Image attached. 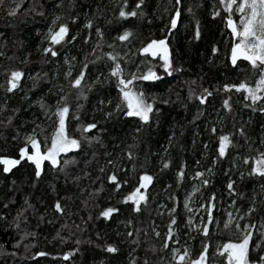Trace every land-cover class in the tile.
I'll list each match as a JSON object with an SVG mask.
<instances>
[{
  "label": "trees",
  "instance_id": "1",
  "mask_svg": "<svg viewBox=\"0 0 264 264\" xmlns=\"http://www.w3.org/2000/svg\"><path fill=\"white\" fill-rule=\"evenodd\" d=\"M10 3L12 0H5L4 5H0V33L3 34L0 36V43L6 45V54L0 56V104L6 101L7 105L6 110L0 112V120H6L9 115H12V109H19V111L15 112L10 124L7 126L0 125V155L18 156V148L24 144L23 136L25 132L32 131L34 123L42 125L48 135L53 131L54 125L51 120L44 117L38 105L31 103L42 92H45L49 85L45 84L43 88L33 89L32 80L28 79L27 76L30 71L39 68L49 72L57 68L55 63L41 64L40 54L36 48L41 43V37L47 32L54 16L60 17L56 22L57 26L63 22L69 25L72 34L79 32V42L56 46L59 51V70L61 73L66 67L63 65L65 55L76 56L78 61L84 60L86 56L88 59H94L93 56L87 55L91 51L92 44H84L83 38L91 33L92 41L98 39L94 31L96 25L103 28L108 43H111L112 38L118 32H122L124 28L133 31L131 43L126 48L121 45L117 51L135 50L141 46V42L146 43L153 38L160 39L168 35L173 61L182 66V71L173 73L171 77L165 76L162 81H157L146 89L147 92L160 98H170L172 103L164 105L158 102L156 107L160 108L161 112L152 114L150 127L145 126L142 133L137 134L135 132L138 125L135 118H117L114 116L111 121L102 122L100 125V127L105 128V131L100 133L103 146L100 143H95L92 146L84 144L89 158L93 151L97 153L89 167L90 175L96 182L91 184L85 178L82 180L81 186L88 184L90 187H99L101 180L103 181L104 189L95 197V203L99 207L85 209L82 204L83 197L76 191L75 184L70 183L66 189L61 180L58 182V192L52 191L49 186L51 173L48 172L47 162H45L44 179L36 187L32 186L31 179L25 183V177H31L32 174L31 169L27 167L17 166L16 169H13L12 174L7 177L0 174V214L5 217L0 219V245H3L0 253H3L4 250L9 253L13 251L17 253L15 256H7V264H100L101 261L104 264H129V252L133 249L135 251H132V255L137 257L140 264H143L145 256L149 259V264H165L164 258L169 249L162 248V242L169 220L167 209L172 207L177 210L175 214L179 224V228L174 233V239L177 243L173 246L181 248V252L187 246L189 250L187 264H190V260L198 256L204 240H207L210 245L208 264H226L223 256L215 254L216 249L218 246H222L223 242L238 239V236L232 234V229L228 230L221 227L224 207L226 208L233 199L227 190V181L232 179L236 188L246 193L245 198H235V207L246 210L253 189L258 191L259 186L264 184V178L250 177L247 174L241 177L240 172L251 167V161L248 165H244L242 157L244 155L255 156L254 149L256 148L264 151V145H261V139L264 138V131H262L264 115L253 112L250 108H245L243 95L234 89L229 92L214 90L213 95L208 98L206 106L200 105L198 100L188 98V84L183 82L192 79H195L196 83L192 84L191 87L197 92L200 91L201 86L216 89L218 85L222 87L225 82L239 83L242 79H247L254 83L255 80L253 71L247 62L238 61L239 67H233L228 60L231 35L225 27L224 16L227 13L221 11V14L216 17L211 15L214 6L220 7L219 0H183V7L186 9L190 6L192 12H183L178 30H173L174 34L161 32V28H164L167 22L166 18L169 15L166 9L173 8V0H145L143 7L146 16L143 18L130 17L127 20L115 19L123 0H71V3L69 0H39V3L37 0H22L16 17L6 15L7 6ZM134 3L135 0H129L127 10H131ZM57 4L60 6L57 7ZM98 5L104 9L103 16L96 18L92 29L83 27L86 18L92 17ZM71 15L78 16L75 23L69 19ZM109 18L112 19V24L105 23V20ZM234 19L238 20V15H234ZM197 20L199 21L201 38L190 40L189 37L193 36ZM116 43L120 45V41L117 40ZM213 44L218 47L219 51L213 62L208 63V56L211 55ZM107 51H111V49L108 48L107 44H104L97 54L102 55L103 52ZM25 56H28L30 60L27 64L22 62ZM8 57L13 58L10 60ZM148 59L151 60L152 58L148 57ZM137 62H139L138 59ZM99 63L102 64L103 61ZM80 66L79 63L75 64L74 75ZM12 68L23 69L25 76L22 77L18 89H14L13 93H7L5 88L8 73L5 70L10 71ZM104 71L106 72L107 69ZM89 75L90 77L94 75L91 66ZM58 82H64L62 75ZM85 91H88L87 88ZM104 93L105 95L110 94L113 103H115L117 98L115 83L105 85ZM26 94L27 98H25ZM177 94H179L180 99H177ZM71 95L69 103L71 108L75 110L77 101L72 99ZM88 95L89 99L79 101L82 104L79 109V120H67L68 131L73 136H80L79 131L76 130L77 123L88 122L93 116L97 119L100 117V113L93 112L96 93L89 92ZM225 98H230L231 112L225 111L222 107ZM45 99L49 104L55 102V96L51 98L45 96ZM198 108L203 112V115L194 120L193 117L197 115ZM221 117L223 119H220ZM242 123L251 138L249 143L253 144V150H249L244 144V137L235 135L236 128L240 127ZM213 124L216 125V136L222 132H232L234 135L230 139L237 143L229 147L226 158L219 160L217 164L212 166L211 173H206L211 181L210 184L192 195V200L199 199L201 203L212 191L217 194L215 201L217 207L213 210L215 221L209 225L210 235L204 237L197 229L190 230L186 221L184 202L186 195L192 191L193 185L200 183L194 178L195 171L203 172L207 169L211 165L212 156L216 154L215 149L218 140L210 132ZM91 131L95 133L96 130ZM18 133V138L13 140L12 137L17 136ZM133 135H138L134 148L137 154L136 159L132 162H128L126 158L122 161L118 160V154L122 156L121 149L126 144L133 143ZM169 136L173 137L171 144H169ZM44 139L43 135L39 136L42 145ZM205 141L208 142L207 149L204 147ZM117 144L120 147L113 151ZM105 151L111 155L105 157ZM237 153L240 155L238 156ZM80 156H84V153L81 152ZM106 159L117 160L120 167L125 169V171L117 170L116 172L119 179L129 182L122 185L120 190L113 191V186L106 179L107 172L112 171L110 166H105L106 172L103 174L98 170L99 166L104 165ZM162 159L170 161L168 168L161 167ZM233 159H235L237 168L231 167ZM197 160L200 161L199 165L196 164ZM133 163L136 164L134 172L129 171L132 169ZM182 163L186 165V175L178 186L176 172ZM79 166L83 167L82 160ZM140 172H147L153 175L154 179L149 186L148 207L140 213H133L129 205L119 203V201L135 183H138ZM97 177L100 179H96ZM13 180L16 181V187L10 189L9 185ZM87 191L88 189L85 190V195ZM72 194L76 198L66 201V211L73 213L71 216L54 215L52 211L45 212V209L58 196L66 197ZM24 196L28 197L29 201L36 207L37 212L33 214L32 210L28 209L25 212L27 219L22 220L18 228L11 227L9 222L13 220L17 209L22 206ZM41 200L44 203H41ZM5 203L8 204L7 207H4ZM109 205L119 208L120 213L114 214V218L110 221H105L103 218L97 219L98 212ZM261 209H264V204L258 200L255 217L257 223L264 218L261 217ZM89 213H91V219H89ZM41 214H44L43 222L40 219ZM129 217L135 218V226L142 229L138 236L139 247L130 242L131 238H125L128 228L123 221ZM49 220L52 222L49 223ZM202 222H206L205 214L202 215ZM76 225L80 226L79 229ZM154 226L161 233L160 237H156L151 232ZM143 230L148 231L147 238L143 235ZM57 231L60 232L59 237ZM22 232H35L36 235L21 239ZM98 232L100 233L99 238L97 237ZM133 235L136 236L137 234L134 233ZM60 237L66 239L62 241ZM77 240L80 241L79 244L76 243ZM15 241L20 242L13 247ZM106 241L115 243L120 249L119 253L108 254L97 247L98 244H104ZM150 245L155 246V251H152ZM71 249H78V251L73 252L68 260H64L62 255H57ZM41 251L49 255L35 256V253ZM5 262V255L0 254V264H5Z\"/></svg>",
  "mask_w": 264,
  "mask_h": 264
},
{
  "label": "snow or ice",
  "instance_id": "2",
  "mask_svg": "<svg viewBox=\"0 0 264 264\" xmlns=\"http://www.w3.org/2000/svg\"><path fill=\"white\" fill-rule=\"evenodd\" d=\"M71 3V0H69ZM5 0H0V5H4ZM22 0H12L7 6L6 15L9 17H16L18 15V9L21 7ZM39 3V0H37ZM220 7L214 6L211 15L216 17L221 14V11L227 13L224 16L226 21V26L230 30L231 35V47L230 55L228 60L233 67H239L238 61H247L248 65L253 71L255 76L254 83L249 82L247 79H242L239 83H227L225 82L222 87L219 85L216 89L200 87V91L197 92L192 84L196 83L195 79L185 81L183 83L188 84V98L195 99L199 101L200 105L206 106L208 98L213 95L214 90H219L223 92H229L230 90H235L237 93L243 95L244 107L250 108L253 112H259L264 115V0H219ZM57 7L60 5L57 4ZM145 0H135L134 6L131 10H127L129 7V0H123V3L119 7V11L116 14V20H127L128 18H143L146 16L144 11ZM35 11V9H32ZM169 13L167 16V22L164 28H161V32H167L168 34H174L173 30H178L179 23L181 21L184 11L189 13L192 12V8L183 7V0H173V8L166 9ZM43 14V13H41ZM104 9L99 5L93 12L92 17L86 18L83 27L92 29L95 24L97 17L103 16ZM234 15H238V20L234 19ZM87 16V14H86ZM59 16H54L51 24L47 28V32L41 37V43L36 46L38 53L40 54V62L43 65L49 63L57 64L56 69L45 71L43 68L36 69L35 71H30L27 78L32 80V88H43L45 84L49 85L45 92H42L36 99L32 100V104L38 105L41 109L44 117L47 120H51L54 125L53 131L50 135L46 134L44 127L40 124H35L31 132H25L23 139L24 144L18 148V156L11 155H0V174L7 177L12 174L13 169L17 166H24L31 169V177H25V183L28 179H31V184L36 187L37 184L44 179L45 176V162H47L48 172L51 173L50 177V188L54 192H58V182L63 181L65 188L71 184H75L76 191H78L83 199L82 204L85 209L90 207H99L95 203V197L101 193L104 189L103 181L101 180L99 187H90L88 184L81 186L82 180L87 178L91 184H95V180L92 179L89 171L92 160L97 156L95 151L92 152L91 157L87 156V149L84 144L92 146L95 143H100L103 146L101 132L105 131V128L100 127L102 122H108L117 118H135L138 122L135 132L137 134L142 133L145 130V126L151 125L152 114L160 113L161 109L156 107V104L168 105L172 101L170 98H160L159 96L149 93L146 89L157 81H162L165 76L171 77L173 73H180L182 71V66L174 63L173 57L170 52V46L168 43V35L163 36L160 39H151L148 42H141V46L135 50L128 49V51H117V48L127 47L131 43V38L133 37V31L129 28H124L122 32H118L115 37L112 38L111 43H108L105 38V32L103 28L99 25L94 27L95 35L98 37L95 41H92L91 33L84 36V44H92L91 51L88 52V56H93L94 59H88L87 56L82 61H78L76 56L65 55L63 60L64 67L61 73L60 61H59V51L56 46L64 44H72L78 41L79 32L72 34L70 32L69 25L66 23H59L57 26V20ZM73 23L78 20V16L71 15L69 17ZM105 23L112 24V19H106ZM0 36H3L0 33ZM199 40L201 38V31L199 27V21H196V27L192 37L189 39ZM6 39V38H5ZM120 41V45L116 41ZM107 44L111 51L103 52L102 55H98L99 50ZM218 47L213 44L211 47V55L208 56V63H212L214 57L218 54ZM6 54V45L0 43V56ZM152 59L149 60L148 57ZM10 60L13 57H8ZM55 58V59H53ZM137 59L139 62H137ZM103 61L102 64L99 62ZM23 63L27 64L30 62L29 57L25 56ZM79 63L81 66L78 72L74 73L75 64ZM92 67L94 75H89V68ZM104 69H107L105 72ZM162 69V71H161ZM8 75L6 79L7 93H13L14 89H18L22 77L25 76V72L20 68H12L10 71L5 70ZM63 76V83L58 82L59 77ZM115 83V88L117 91V98L115 103H113V98L110 94L105 95L104 86L111 85ZM87 88V92L85 91ZM171 89V86H170ZM89 92L96 93V99L93 105V112L100 113L99 119L95 116L91 118L88 122H79L76 125V130L79 131L80 136H73L68 131V119L79 120V109L82 104L79 102L83 99H89ZM71 98L77 101L75 105V110L71 108L69 103ZM45 96L51 98L55 96L54 104H49L45 99ZM27 98V94L25 96ZM177 99H180L179 94H177ZM6 101L0 104V112L6 110ZM222 107L225 111L231 112L232 105L230 103V98H225L222 102ZM19 109H12V115H9L6 120H0V125L7 126L12 122L13 115ZM70 113L71 116H70ZM203 112L198 108L197 115L193 119H198ZM55 117V119H53ZM220 119H223L222 117ZM219 122V121H218ZM91 130H96L92 133ZM262 131H264V125H262ZM210 132L216 136V125L213 124ZM43 135L45 137L43 145L39 140V136ZM174 135V134H173ZM234 134L232 132L221 133L216 136L218 143L216 146V154L212 156L211 165L205 169L203 172L200 170L195 171L194 178L199 180V185H193L192 191L188 193L184 207L188 213H192L193 209L190 207V200L192 195L199 192L202 187L210 184L206 173L212 172V166L217 164L219 160L226 158L230 146H234L237 142L230 139ZM235 135L244 137V144L247 145L249 150H253V144L249 143L250 137L245 131L244 124L242 123L240 127L236 128ZM19 136H13L12 139L15 140ZM138 135H133V143L126 144L124 148L121 149L122 156L118 154V160L127 159L128 162H132L136 159V152L134 148L136 147L135 141H137ZM173 137L169 136V144H171ZM261 145H264V138L261 139ZM30 146V148H29ZM118 144L114 146L113 151ZM204 147L207 149L208 142H204ZM256 152L255 156L244 155L242 157L243 164L248 165L251 161L250 169L241 171L240 175L243 177L245 174L248 176H259L264 178V151L259 148L254 149ZM166 151V149H165ZM83 152L84 156H80ZM63 154V155H62ZM206 154V153H205ZM105 157L111 154L107 151L104 153ZM239 156L240 154L237 153ZM82 160L83 167H80V161ZM98 163V162H97ZM170 161L161 160V167L168 168ZM196 164L199 165L200 161L197 160ZM110 166L112 171L107 172L106 179L113 186L112 190H120L122 185L128 184V180L119 179L116 174L117 170L125 171V169L120 167V163L117 160L106 159L104 165L99 166V172L105 173L106 167ZM232 168H237L235 159L231 163ZM136 164L133 163L132 169L129 171H135ZM186 175V165L181 164L176 172L177 185L179 186L183 178ZM96 179H100L97 177ZM153 175L147 172H140L138 176V183H135L131 190L123 195L119 203L129 205L131 212L140 213L149 204V193L150 185L153 182ZM16 187V181L13 180L9 185L12 189ZM227 190L229 195L233 197L230 203V207L233 211L227 213V217H222V223L224 229L235 228L236 232L239 233V237L236 240H228L223 242L222 246H218L216 253L224 257L226 264H264V218L260 220L259 223L256 222L257 214V201L259 200L264 204V184L259 186V190L253 189L250 203L248 204L246 210L241 208H236V197L245 198L246 193L239 191L235 182L232 179L227 181ZM88 189L85 195V190ZM76 197L74 194L67 195L66 197H57L51 205L45 209V212L52 211L53 214H59L61 216L69 215L73 213L66 211L67 200H74ZM23 204L17 209L16 215L13 220L9 222V226L18 228L22 220H26L25 212L31 209L33 214L37 212L36 207L29 201L27 196L23 198ZM217 199V194L212 191L207 198H204V202L199 203V207L195 211L203 210V214L206 215V222L201 224H196L193 222L192 216L188 217V225L190 230L197 229L200 234L204 237L210 235L209 225L215 221L214 209L217 207L215 201ZM91 202V203H90ZM41 203H44L41 200ZM8 204L5 203L4 207ZM120 209L109 205L103 207L97 214V219L103 218L105 221H110L114 218V214L120 213ZM167 212L169 214V220L167 223V231L164 233L162 248L169 249L171 252L172 259L168 261V264H187L189 258V250L185 246L184 251L181 252L179 248L173 246L177 243L174 239V233H176L179 228L177 220V210L175 207L168 208ZM235 213V214H234ZM261 217H264V209H261ZM3 214H0V219H4ZM41 222L44 220V214L40 216ZM89 219H91V213H89ZM49 223L52 221L49 220ZM128 228L125 238H131L130 242L140 246V241L138 239L139 234H141L142 229L136 227V220L133 217H129L123 221ZM63 227V226H62ZM79 229V225H76ZM151 232L156 236L160 237L161 233L158 231L157 227H152ZM137 235L134 236L133 234ZM35 232H22L21 239L26 236H35ZM143 235L147 238L148 231L143 230ZM57 236H60V232L57 231ZM100 233H97L99 238ZM63 241L65 237H60ZM171 241V243H170ZM20 241H15L13 247L19 244ZM77 244L80 243L79 240L76 241ZM91 243V241H90ZM102 251L108 254H117L120 249L115 243L105 242L104 244H98ZM152 251H155V246L150 245ZM209 243L207 240L202 241V248L199 251L198 256L190 260V264H208V251ZM3 245H0V249ZM78 251V249H71L70 251L63 252L62 255L64 260H68L73 252ZM132 251H135L133 249ZM132 251L129 252V264H140L136 256L132 255ZM7 256H15L16 252H7L4 250L3 253ZM49 255L46 252H37L35 256L42 257ZM255 256V258H253ZM100 264H104L103 261ZM143 264H149V259L145 256Z\"/></svg>",
  "mask_w": 264,
  "mask_h": 264
},
{
  "label": "rangeland",
  "instance_id": "3",
  "mask_svg": "<svg viewBox=\"0 0 264 264\" xmlns=\"http://www.w3.org/2000/svg\"><path fill=\"white\" fill-rule=\"evenodd\" d=\"M150 57V56H149ZM191 192V191H190ZM188 195V194H187ZM187 195H186V197H187ZM193 195H195V194H193ZM186 199V198H185ZM185 203V202H184ZM199 203H200V201H199V199H191L190 200V207L193 209V212L192 213H188L187 212V210L185 209V207H184V211H185V215H186V221H188V217H189V215H191L192 216V219H193V222L194 223H196V224H201V221H202V209L200 210V211H195V209H197L198 207H199ZM229 211H233L232 210V207H230V203L226 206V208L224 207V215H223V217L224 218H226L227 217V213L229 212ZM235 214V213H234ZM221 227L223 228V223L221 222ZM224 229V228H223ZM232 234H235L236 236H238L239 237V233L238 232H236V230H235V228H232ZM177 248H179V247H177ZM180 249V251H181V248H179ZM167 256L164 258V263L165 264H168V261H170L171 259H172V256H171V252L170 251H168V253L166 254Z\"/></svg>",
  "mask_w": 264,
  "mask_h": 264
},
{
  "label": "water",
  "instance_id": "4",
  "mask_svg": "<svg viewBox=\"0 0 264 264\" xmlns=\"http://www.w3.org/2000/svg\"><path fill=\"white\" fill-rule=\"evenodd\" d=\"M225 27H226L227 31L230 33V30L226 26V21H225ZM241 61H243V60H241ZM244 62H247V61H244Z\"/></svg>",
  "mask_w": 264,
  "mask_h": 264
}]
</instances>
